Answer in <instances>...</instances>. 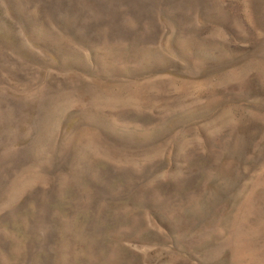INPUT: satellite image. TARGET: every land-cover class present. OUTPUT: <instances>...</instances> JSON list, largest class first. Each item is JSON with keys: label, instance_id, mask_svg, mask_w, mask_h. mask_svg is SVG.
Instances as JSON below:
<instances>
[{"label": "rangeland", "instance_id": "obj_1", "mask_svg": "<svg viewBox=\"0 0 264 264\" xmlns=\"http://www.w3.org/2000/svg\"><path fill=\"white\" fill-rule=\"evenodd\" d=\"M0 264H264V0H0Z\"/></svg>", "mask_w": 264, "mask_h": 264}]
</instances>
